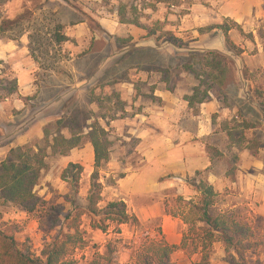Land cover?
I'll use <instances>...</instances> for the list:
<instances>
[{
    "label": "rangeland",
    "instance_id": "obj_1",
    "mask_svg": "<svg viewBox=\"0 0 264 264\" xmlns=\"http://www.w3.org/2000/svg\"><path fill=\"white\" fill-rule=\"evenodd\" d=\"M23 12L30 18L24 33H0V162L20 146L41 150L44 168L34 187L41 201L31 213L0 201V229L10 226L43 258L46 245L68 231L63 216L70 201L78 210L85 204L98 139L107 154L97 169L99 207L122 200L139 223L106 222L102 231L91 227L99 218L84 214V245L70 252L78 264H141L153 243H167L165 215L169 231L177 222L182 239L188 203L200 202L192 185L199 180L217 192L214 212L233 213L250 226L252 245L241 264H264V0H0V21ZM55 21L67 37L61 44L50 43ZM171 35L180 41L169 42ZM211 61L221 63L224 75L207 66ZM205 92L208 99L198 103ZM61 138L77 146L68 149ZM197 148L211 165L177 172L178 160ZM69 162L84 168L77 194L61 179ZM127 176L136 185L130 196L119 187ZM147 205L155 216L133 212ZM54 207L61 214L53 228ZM195 227L201 234L203 225ZM200 249L188 238L171 260L195 264ZM228 259L217 238L210 264Z\"/></svg>",
    "mask_w": 264,
    "mask_h": 264
},
{
    "label": "trees",
    "instance_id": "obj_2",
    "mask_svg": "<svg viewBox=\"0 0 264 264\" xmlns=\"http://www.w3.org/2000/svg\"><path fill=\"white\" fill-rule=\"evenodd\" d=\"M28 13L23 12L17 16L16 20L3 19L0 21V33L4 34L10 31H19L24 33L25 28L22 26L24 21L29 23ZM54 17V14H52ZM20 26H22L20 28ZM54 31L49 36L50 43L61 44L67 40L65 34L60 30L62 25L59 22H54ZM30 44L32 43V35L29 34ZM169 42L174 43L180 41L178 38L171 35ZM226 43L229 48H235V45L226 38ZM32 54L35 50L29 46ZM208 55L220 56L219 52L210 50ZM209 67L213 70H219L220 75H224L219 62H208ZM209 76L212 74L208 72ZM12 90H15L16 80L11 82ZM198 88L195 89V96L198 94ZM207 92L204 93L197 101L203 103L208 99ZM194 96L188 100L189 105H192ZM60 121V120H59ZM60 123V122H59ZM67 144L68 149L77 146V143L72 139L61 138ZM94 148V171L90 176V187L85 198V204L81 210L76 209L73 205L70 211L64 216L65 226L68 230L59 238L54 239L46 245L42 251V256L38 257L31 253L30 249L24 244L17 241L14 237V230L9 226L0 229V264H78L77 261L70 256L71 249L84 245L83 232L80 229L81 218L84 214H92L99 218L98 221H93L91 227L107 230L108 223L120 226L127 223L138 224V218L134 214L127 211L124 201L114 200L106 203L105 206L99 207L101 201L102 185L99 181L97 169L103 160L107 159V154L102 148L100 141L93 140ZM12 159L0 162V201L12 202L25 209L26 212H33L40 204V197L34 192V187L40 179L41 172L44 168V154L41 150H33L32 146H20L16 149H11ZM83 166L79 163L69 162L61 173V179L66 181L73 189V193L77 194L79 189V181L83 172ZM196 171V174H199ZM192 185L195 190L201 194L199 203L189 202L188 213L182 216L184 223L188 225V231L182 236L179 245L168 244L164 241L153 243L150 247L152 255L145 258L141 264H174L171 260V255L177 248H181L189 238L195 243H200L201 260L195 264H210V247L217 238H220L225 244V252L230 264H241L243 252L250 247L249 241L252 236L250 226L237 219L233 213H218L212 210L215 204L217 192L212 185L207 184L203 180L193 181ZM61 214L60 207H54L51 212V227H56ZM176 216L177 214H171ZM180 215V214H178ZM108 222V223H106ZM203 225L202 233H198L195 223ZM218 235V237L216 236ZM190 236V237H188ZM106 254H113L111 244L106 246ZM101 258L103 256H100ZM240 260L242 262H240ZM89 264H100L97 260H92Z\"/></svg>",
    "mask_w": 264,
    "mask_h": 264
},
{
    "label": "crops",
    "instance_id": "obj_3",
    "mask_svg": "<svg viewBox=\"0 0 264 264\" xmlns=\"http://www.w3.org/2000/svg\"><path fill=\"white\" fill-rule=\"evenodd\" d=\"M185 157H187V156H185ZM185 157H181L178 160V164H176L177 172H181L183 174H186V173L192 172V171L197 170V169H206L211 165L210 160L206 156L202 155L199 148L196 149L195 154H192L188 158H185ZM133 182H135L134 179L129 178V176H127L124 179H121L119 181V187H121V191L124 194L129 195V193H131L134 190V187L136 186V185L132 184ZM144 192L148 193V191H146V190ZM142 211L145 214H147L148 218L156 215L155 212L153 211V208L149 207L148 205L146 208L137 207V210H136V208L133 207V212L136 213L138 216H141ZM169 219H171V218H169V216H167V215L163 216V219H162L163 223L161 225L162 232H163V234L167 235L165 237V239L167 240V243L179 245L181 242V233H178V226H177L178 224H177V222H175L174 228H172L169 231V226H167V225L170 221L172 222V220H169ZM174 221H176L175 218H174L173 222ZM171 232L174 233L173 237L169 236V233H171Z\"/></svg>",
    "mask_w": 264,
    "mask_h": 264
}]
</instances>
